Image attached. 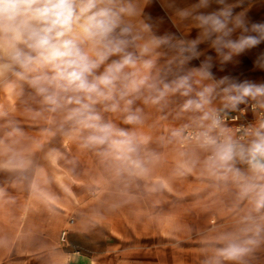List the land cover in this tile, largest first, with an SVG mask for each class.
Segmentation results:
<instances>
[{
  "label": "crops",
  "instance_id": "crops-1",
  "mask_svg": "<svg viewBox=\"0 0 264 264\" xmlns=\"http://www.w3.org/2000/svg\"><path fill=\"white\" fill-rule=\"evenodd\" d=\"M244 1L228 0L230 4L239 5L233 9L234 14L244 12L249 28L253 24H264V11L258 4L261 0L247 7ZM128 2L133 11V26L144 37H168L176 42L194 40L199 35L191 18L180 15L199 0ZM216 7L213 3L199 11L208 12ZM197 50L202 53L198 58L189 61L181 71H177L173 62L172 73L168 74L167 62L175 53L167 46L156 49L153 56L143 57L153 59L155 64L149 83L161 87V81H171L174 74L182 75L199 68L211 56L214 81H202L193 75V91L189 96L170 93L153 103L157 91L147 86L139 91L130 90L131 81L141 76L130 75L137 70L124 69L115 99L99 102L95 109L102 123H111L115 130H122L128 136L114 134L102 145L89 143L87 137L91 130L67 119L74 105L52 111L50 105L39 106L37 101H30V105L24 103L27 105L24 107L16 103L15 121L0 122V264H102V260L108 258L111 263L112 258L107 256L111 246L107 242L112 239L128 240L138 231L145 237L163 235L165 220L150 214L154 191L167 189L181 202L182 195L191 193L197 178L225 179L227 176L233 179L231 173L225 174L212 166V148H181L180 134L173 133H180L182 128L206 126L208 121L201 119L203 111L182 110L186 100L195 99L196 92L204 86H215L227 77L226 83L211 94V103L205 106L204 111L213 112L232 109L230 104L225 106L227 101L220 91L228 84L264 85V42L254 47L257 53L253 57L247 58L246 49L228 61H222L207 42L197 45ZM119 59V56L109 57L95 74L103 73L109 64ZM125 76L127 80L123 79ZM125 84L129 88H125ZM124 91L128 94L121 99L120 93ZM128 100L132 101L130 105ZM253 100L264 104V97L245 98V101ZM113 103L118 105L116 111L105 110ZM128 115L138 116V122L126 123ZM125 139L131 143H112ZM233 167L251 178L248 165L238 158ZM250 222L264 224V220L234 218L213 227L203 222L204 230L196 225L191 235L199 241L197 236L201 232L204 237L201 240L211 242L223 233L220 227L229 226L238 228L228 233L229 240L244 241L245 226ZM172 223L174 227L181 226L180 219ZM191 223L189 221L190 226ZM63 231L66 235L62 240ZM261 233L264 235V231ZM103 242H106L104 247ZM235 260L228 259V264H246L245 254Z\"/></svg>",
  "mask_w": 264,
  "mask_h": 264
},
{
  "label": "clouds",
  "instance_id": "clouds-1",
  "mask_svg": "<svg viewBox=\"0 0 264 264\" xmlns=\"http://www.w3.org/2000/svg\"><path fill=\"white\" fill-rule=\"evenodd\" d=\"M213 3L217 5L214 10L199 11ZM237 6L228 0H199L180 13L181 18H191L199 29L198 37L172 42L168 37L142 36L133 26V11L128 0H0V75L10 73L26 82L42 96L45 104L51 106L52 111L74 105L69 109L67 119L91 130L87 137L89 143L102 145L114 134L128 136L122 130H115L111 123H102L95 109L97 103L115 99L124 69L137 70L130 75L141 76L131 81L130 90L139 91L143 86L155 89L158 94L152 102L158 103L170 93L189 96L193 91V75L202 81H214L210 70L212 57L209 56L199 68L182 75L174 74L171 81H161V87L149 83L155 64L153 59L143 57L153 56L161 46H167L175 53L167 62L168 74L172 73L173 62H176L177 71H181L189 61L198 58L202 54L197 50L200 43H209L222 61H228L233 55L264 42V24H253L249 28L244 12L234 14L233 9ZM237 30L239 35H236ZM250 32L255 35L248 34ZM111 56H119L120 59L96 75V70ZM226 81L227 77L216 82L215 86H204L196 92L195 99L186 100L182 110L203 111L201 119L211 121L207 131L200 136L203 137V145L213 150L212 166L225 174L231 173L233 180L240 185L241 196L251 194L259 210L264 208V183L254 181H264V122L251 133L253 139L246 147L238 145L231 137L218 142L210 135L214 129H221V132L223 129L219 117L204 109L211 103L215 88ZM125 88L129 85L125 84ZM220 91L227 101L225 106L230 104L233 109L245 102V98L264 97V85L247 82L230 83ZM127 94V91L121 92L120 98ZM131 103V100L127 101V104ZM117 107L113 103L110 109L105 110L116 111ZM138 120V116L128 115L125 122L131 124ZM112 143L130 144L131 141L125 139ZM237 158L248 165L251 178L233 167ZM252 243V240H230L219 254L225 259L235 260L247 253V245Z\"/></svg>",
  "mask_w": 264,
  "mask_h": 264
},
{
  "label": "rangeland",
  "instance_id": "rangeland-1",
  "mask_svg": "<svg viewBox=\"0 0 264 264\" xmlns=\"http://www.w3.org/2000/svg\"><path fill=\"white\" fill-rule=\"evenodd\" d=\"M255 0H245L243 5L252 6ZM264 11V0L258 2ZM261 8V7H260ZM247 10H253L252 8ZM254 35V33H248ZM257 52L254 47L247 49V58L253 57ZM91 54V53H90ZM247 70H254L248 68ZM15 98L17 100L15 101ZM248 100V99H247ZM30 101L39 106H47L42 96L38 95L26 82L18 80L10 73L0 75V122H14L16 103L18 107L30 105ZM49 106V105H48ZM255 182V181H254ZM264 183V181H256ZM189 186V184H188ZM193 190L190 194L179 197L174 196L167 189L154 191L155 199L151 200V216H160L165 220V231L161 236H142V233H132L128 240L119 237L117 241L111 240V257L102 264H228V259L220 256V249L227 246L230 241L228 233L237 230V227H220L223 233L216 236L214 241L206 242L202 234H198L199 241L191 235L198 225L204 222L209 227L218 226L227 219H240L245 221L264 220V208L257 210L253 197H242L240 185L233 179H200L194 180ZM174 219L181 220V226H173ZM192 221V226L189 225ZM246 240L254 243L247 245L249 251L245 253L246 264H264V224L246 223ZM237 241V240H235ZM106 242H103V247ZM236 261V260H231Z\"/></svg>",
  "mask_w": 264,
  "mask_h": 264
},
{
  "label": "built area",
  "instance_id": "built-area-1",
  "mask_svg": "<svg viewBox=\"0 0 264 264\" xmlns=\"http://www.w3.org/2000/svg\"><path fill=\"white\" fill-rule=\"evenodd\" d=\"M221 121V129H214L210 135L215 137L218 142L227 137H231L238 145L247 146L253 139L252 132L264 122V104L259 101H245L235 109L213 111ZM210 120L203 128H182L180 130V147L203 145L201 133L207 131ZM211 148V147H209ZM66 232L61 233V239L65 238Z\"/></svg>",
  "mask_w": 264,
  "mask_h": 264
}]
</instances>
